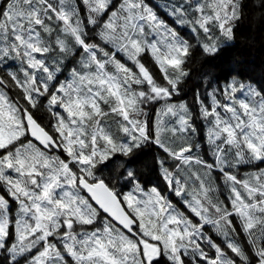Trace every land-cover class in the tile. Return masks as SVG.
Instances as JSON below:
<instances>
[{"label":"snow or ice","instance_id":"1","mask_svg":"<svg viewBox=\"0 0 264 264\" xmlns=\"http://www.w3.org/2000/svg\"><path fill=\"white\" fill-rule=\"evenodd\" d=\"M249 8L0 0V264H264V83L181 98Z\"/></svg>","mask_w":264,"mask_h":264},{"label":"trees","instance_id":"2","mask_svg":"<svg viewBox=\"0 0 264 264\" xmlns=\"http://www.w3.org/2000/svg\"><path fill=\"white\" fill-rule=\"evenodd\" d=\"M153 2L150 0L156 6ZM245 11L246 15L234 31V40L219 54L212 58L204 56L199 50L195 52L188 65L193 69L191 77L183 86L187 95L182 94V99L191 102L193 90L199 87L198 81L206 73L214 74L221 84L233 77L244 83H264V18H257V9L249 8ZM158 14L164 15L163 12ZM157 152L154 146H148L143 150L142 158L146 162L151 161Z\"/></svg>","mask_w":264,"mask_h":264},{"label":"rangeland","instance_id":"3","mask_svg":"<svg viewBox=\"0 0 264 264\" xmlns=\"http://www.w3.org/2000/svg\"><path fill=\"white\" fill-rule=\"evenodd\" d=\"M152 1H154L153 2L154 5H163L165 3L164 1H160V0H152ZM159 15H161V14H159ZM161 17L162 18H166L164 15H161ZM181 35H184V36L188 37L189 35H191V33H189L187 31V29H185L184 31L181 32ZM62 79H63V77H62Z\"/></svg>","mask_w":264,"mask_h":264}]
</instances>
